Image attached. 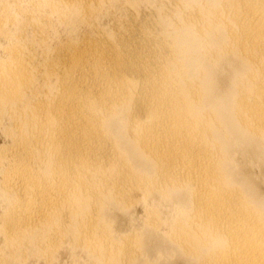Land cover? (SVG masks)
Wrapping results in <instances>:
<instances>
[{
  "label": "bare ground",
  "instance_id": "6f19581e",
  "mask_svg": "<svg viewBox=\"0 0 264 264\" xmlns=\"http://www.w3.org/2000/svg\"><path fill=\"white\" fill-rule=\"evenodd\" d=\"M63 253L264 264V0H0V264Z\"/></svg>",
  "mask_w": 264,
  "mask_h": 264
},
{
  "label": "rangeland",
  "instance_id": "374dc122",
  "mask_svg": "<svg viewBox=\"0 0 264 264\" xmlns=\"http://www.w3.org/2000/svg\"><path fill=\"white\" fill-rule=\"evenodd\" d=\"M63 256V257H62ZM61 259H60V263H58V264H73V263H71L72 261L70 260V258L68 257V255H65L64 253L61 255V257H60ZM70 260V261H69ZM35 262V261H34ZM32 262V264H44V261H39V262ZM46 264V263H45Z\"/></svg>",
  "mask_w": 264,
  "mask_h": 264
}]
</instances>
